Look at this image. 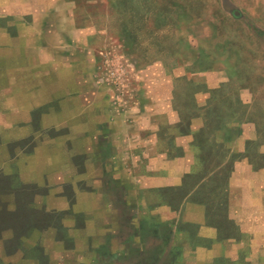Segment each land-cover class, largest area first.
Instances as JSON below:
<instances>
[{
    "label": "rangeland",
    "instance_id": "obj_1",
    "mask_svg": "<svg viewBox=\"0 0 264 264\" xmlns=\"http://www.w3.org/2000/svg\"><path fill=\"white\" fill-rule=\"evenodd\" d=\"M29 1L0 0V264H27L36 243L98 264L99 242L114 245L99 264H264L226 212L237 167L242 192L264 196V70L260 86L249 72L244 87L191 86L193 56L216 62L239 47L219 27L191 53L196 29L167 21L169 0ZM234 1L264 35V0ZM202 211L215 239L189 221Z\"/></svg>",
    "mask_w": 264,
    "mask_h": 264
},
{
    "label": "crops",
    "instance_id": "obj_2",
    "mask_svg": "<svg viewBox=\"0 0 264 264\" xmlns=\"http://www.w3.org/2000/svg\"><path fill=\"white\" fill-rule=\"evenodd\" d=\"M36 0H30V3H35ZM258 3V0L255 2L254 7ZM168 6L170 7L169 12L173 13V19H168L167 21L174 22L175 24L178 23H189L193 29H196V33L193 34L192 32L189 34V40L186 38L184 39L181 34V30L178 29L176 26L172 31L174 36L175 43L183 42L184 40H187L189 42V47L191 53H196L197 47L199 43V40L205 38V40H211L214 42L215 39L220 38L219 36V27H222L224 30H226L229 34V39L225 42L228 44L231 40L234 42L236 40L237 45L239 49L237 48L232 49L234 52L230 51L227 52L228 58H225L226 52L222 51L221 55L223 56L222 60H218L216 62H205L202 63L199 61V58L201 57L202 53L198 52L196 56H193V61H190V73H189V81L191 86L195 87H202L206 86L208 88L212 87L216 89L217 87L226 88L229 86H246L247 83L243 82L245 81V78L248 77L249 72V80H253V82H250L248 84L251 86H260L261 79L260 76L262 75L261 72L264 70L263 61L261 59L262 55L264 54V35H261V33L257 30L255 24L253 23L252 19L250 18L251 11L242 9L240 6L236 5V2L234 0H169ZM239 7V8H235ZM165 21V20H164ZM149 22V21H147ZM152 22V21H150ZM203 27H207L205 29L210 28L211 32L202 37L198 36V29ZM158 31V38L159 43L162 40V37L165 36L166 30ZM192 30V28H191ZM172 31H167L169 35L172 33ZM194 31V30H193ZM163 32L164 35H160V33ZM150 35V34H149ZM231 35V36H230ZM187 42H183L185 45ZM196 44V45H194ZM213 47H216L212 44ZM196 47V48H194ZM235 55V56H234ZM245 55V58L243 57ZM240 56V57H239ZM178 69V68H177ZM220 72V73H219ZM258 73L259 76L255 77L254 75ZM255 79V82H254ZM243 82V83H241ZM207 96L208 102L209 101H226L228 97L223 96L221 99H215V97L212 95V92L208 93ZM209 97V99H208ZM200 101V100H198ZM206 101V100H204ZM238 102L242 103H250L254 104L256 100L253 99H238ZM202 102V101H201ZM231 102V100H230ZM255 113V112H254ZM253 111H251V108L246 113V119H248L246 125L247 128H249V119L253 118L254 116ZM239 115V114H238ZM229 116V115H228ZM197 117L196 119H198ZM228 124V127H235V125ZM245 125V124H244ZM243 125V126H244ZM244 128V127H243ZM249 131V130H248ZM5 145L0 146V157L4 158L6 155L4 153V150H6ZM5 155V156H4ZM242 165V164H239ZM243 173L241 172V167H237V170L233 173L230 179V185H229V195H228V202L229 206L227 208V213L232 219L235 221V225L237 226V229H239V233L244 234L246 232H251L254 236V241L252 244L253 251L258 252L264 250V234L262 232L264 231V206L256 205L257 200L264 199V196L259 197V190H255L254 196L251 194L246 195V192H242L240 184L242 183ZM258 189V188H257ZM259 192V193H258ZM251 201L252 206L246 205V200ZM259 204V203H258ZM68 209V208H67ZM77 211H81L85 213V209L82 210L81 207H78L76 209ZM79 213V212H78ZM207 215L209 214L206 211ZM204 214V212H199L196 216H190L189 221L191 224L196 225H206V223L209 225L205 227L206 231L209 232L210 235H212L215 239V236H218V231L221 230L218 226L211 227L212 224L208 219V216ZM65 227V226H64ZM65 229H67L65 227ZM263 237V238H262ZM226 242L230 243H238L237 246H240L241 243H239L238 239L230 238L229 236H226ZM35 241V240H34ZM52 244V243H51ZM220 245L221 247L226 244L223 243H214L212 246L216 248V246ZM32 246V247H31ZM31 246H27L29 248H24L26 254V258H24V262L27 264H70L71 260L64 258V261H60L61 258H58V256H54L53 254H50V244L42 243L39 244H31ZM37 246H39L42 251L49 252L46 255V258L43 257L40 253H37L38 251ZM77 246V245H76ZM75 246V249L77 247ZM229 246V244H228ZM31 247V248H30ZM114 247L113 243H101L94 244V250L95 255H91L90 257H93V261L96 263H102L103 260H106V256L102 255V253H99L98 250H109L110 248ZM82 248L78 246V249ZM30 250V252H29ZM217 250V249H216ZM21 252L22 250L19 249ZM34 251V255L32 256V253ZM98 252V253H97ZM116 253V252H115ZM255 256V255H254ZM84 257V256H80ZM80 262L86 261L88 264H91L92 259H89V257H84L80 259ZM226 257H231V255H227ZM256 257V256H255ZM237 259V258H236ZM234 258V260H236ZM7 261V260H6ZM4 261V262H6ZM9 261V260H8ZM7 263V262H6ZM84 264V263H83Z\"/></svg>",
    "mask_w": 264,
    "mask_h": 264
}]
</instances>
